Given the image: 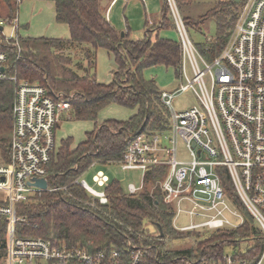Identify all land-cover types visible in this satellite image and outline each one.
Instances as JSON below:
<instances>
[{
  "label": "trees",
  "instance_id": "16d2710c",
  "mask_svg": "<svg viewBox=\"0 0 264 264\" xmlns=\"http://www.w3.org/2000/svg\"><path fill=\"white\" fill-rule=\"evenodd\" d=\"M5 3L6 19L17 14L16 0ZM55 6V21L69 29V39L30 38L18 35L17 57L13 39H5L0 30V52L7 55V77L16 76L62 92L70 98L64 119L91 121L95 128L85 140L71 148V137L61 140L47 166L46 179L52 191L28 197L16 203L17 237L53 238L69 247H87L96 251L112 248L124 251L127 243L150 247L144 264H213L228 249L252 261L262 250V238L252 215L237 197L226 167H217L221 185L234 206L242 213L243 224L237 228L212 231L194 245L182 249L162 250L167 239L197 237L198 231H178L173 227L171 207L164 204L159 181L164 168H150L143 187L135 194L124 192L120 183L109 180L102 188L107 202L102 204L75 181L93 165L118 164L131 140L141 133H155L168 128V113L160 102L161 90L143 72L156 66L171 68L175 78L181 77L182 50L177 41L159 36L161 30L175 29L169 19V8L163 0L160 19L154 26L146 24L144 38L131 40L108 22L100 0H48ZM178 4L191 0H176ZM239 2L222 0L203 17L190 20L186 26L199 27L206 19L216 21V36L196 45L207 60L212 61L224 49L236 22ZM81 48L86 62L83 75L68 67V59L59 52ZM98 49L113 55L116 70L109 84L97 82L94 69ZM14 83L0 79V158L10 160L12 105ZM110 104L136 110L123 121L105 120L97 124L99 112ZM158 225L163 237L151 233L148 225ZM6 220L0 217V260L6 255Z\"/></svg>",
  "mask_w": 264,
  "mask_h": 264
},
{
  "label": "built area",
  "instance_id": "2783aa9c",
  "mask_svg": "<svg viewBox=\"0 0 264 264\" xmlns=\"http://www.w3.org/2000/svg\"><path fill=\"white\" fill-rule=\"evenodd\" d=\"M165 1L179 34L181 78L185 83L174 91L161 92L168 128L138 134L118 162L122 170L142 172L140 186L129 184L128 193L142 189L150 168H164L159 186L164 204L171 207L176 230L237 228L243 224V215L227 197L216 172L217 167H226L237 197L260 230L263 244L251 262L231 248L213 264H264V0H238L231 35L212 61H207L192 44L175 0ZM5 24L15 35H2L13 39L19 57L18 15L12 20L0 19L1 32ZM185 59L189 61L191 77L186 75ZM6 64L7 55L0 52V79L8 78L15 86L10 160L0 162V217L7 223L6 255L0 264H144L150 247L131 241L124 251H96L69 247L53 238L16 236V203L52 191L42 190L32 182L46 179L47 166L57 150L55 130L61 116L69 113L72 94L52 93L38 83L7 77ZM189 90L198 105L175 110V97ZM93 181L103 188L107 177L98 172ZM75 182L100 203L107 202L102 189H94L83 179ZM181 214L191 220L189 225L176 226L175 220Z\"/></svg>",
  "mask_w": 264,
  "mask_h": 264
},
{
  "label": "rangeland",
  "instance_id": "374dc122",
  "mask_svg": "<svg viewBox=\"0 0 264 264\" xmlns=\"http://www.w3.org/2000/svg\"><path fill=\"white\" fill-rule=\"evenodd\" d=\"M102 1H104L102 3L104 5L110 2V0ZM219 1L222 0H191L187 3L185 2L182 4H178L175 0L187 35L195 47L196 45L205 42L207 39H211L216 36V21L214 18L209 17L199 27L196 28L194 26L187 27L185 18L195 20L203 17ZM30 3V0H20L17 15L20 17L22 16L31 19L32 14L35 12V9H33ZM111 7H113L112 17L114 20L113 24L115 25L116 30L119 31L120 35L123 31H128L129 38L136 41L144 38L146 24L147 26L150 25L149 27H151L159 21L162 3L161 0H115ZM6 12L7 9L5 3L3 1H0V19H5ZM168 17L174 23L170 13L168 14ZM36 21L39 22L38 24L35 22L37 27H32L35 24L30 23L31 25L29 31L25 29V26H21L20 24V30L18 34L22 37H27L30 35L37 37L50 36L59 38L60 33H58V27L60 26V24H54L55 22H52V30H50V32L52 31V33H49L51 35H38L39 29L47 28L48 21L43 19ZM28 22H30V20ZM2 33L5 37H13L15 35L11 26L8 24L4 25ZM44 34L48 33L45 32ZM159 36L170 38L179 42V34L176 28L161 30L159 32ZM103 53L104 54L97 55L94 74L98 83L109 84L112 81L113 72L116 70V63L112 54L106 52ZM59 54L68 59V67H70L73 71L77 72L80 75L84 74L83 67H85L86 62L81 48H72L64 52H59ZM185 72L188 77L192 76L188 59H185ZM143 76L147 80L153 79L161 91H174L181 84L185 83L184 77L176 79L173 70L164 66H156L146 69L143 72ZM52 93L62 92L52 91ZM196 105H198V102L191 90L179 94L173 101V106L177 111L188 109ZM135 113L136 110L128 109L116 104H110L99 112L97 124H100L105 120H127ZM64 115L67 116V113ZM61 118L55 130V145L57 149L60 146L61 140L69 137H71L73 140L71 148H75L78 143L85 140L86 134L91 132L95 128V123L91 121H77ZM182 148L183 146L181 144L180 150H182ZM0 162H3L1 158ZM99 171H102L109 180L118 181L124 192L128 191L127 189L130 183L134 184L136 187L140 186L141 184V171L122 170L119 164L93 165L81 176V178L85 180L89 186L93 187L96 190H100L101 188L98 187L93 181V177ZM193 222H195V220ZM190 223L191 220L184 214L179 215L175 220V224L177 227H184L189 225ZM147 228L151 233L155 232V228L152 225L149 224ZM195 231L199 232L198 234H196L197 237L187 236L179 240L167 239L162 250L187 248L191 245H194L197 241L203 239L205 236L212 232L207 229H199Z\"/></svg>",
  "mask_w": 264,
  "mask_h": 264
},
{
  "label": "crops",
  "instance_id": "0c3cea01",
  "mask_svg": "<svg viewBox=\"0 0 264 264\" xmlns=\"http://www.w3.org/2000/svg\"><path fill=\"white\" fill-rule=\"evenodd\" d=\"M31 3L30 5L33 7V9H35V12L32 14V17L31 19L30 18H25V17H20L18 16V19H19V23L21 24V26H25V29H27V31L30 30V25L32 23H34L35 25H33L32 27H37L36 26V23L38 24L39 22H37L36 20H47L48 21V25H47V28L44 29V28H41L38 30L39 34L38 35H51L49 33H52V31L50 32V30H52V22H55L54 24H58L56 21H55V6H54V3L52 1H48V0H30ZM147 1V0H146ZM104 1L100 0V5H101V8L103 9V11L105 12V15H106V19L108 20V22L111 24V26H113L115 28V25L113 24V17H112V10H113V7L112 4L115 2V0H110V2H108L106 5L102 4ZM161 3L163 4V0H161ZM21 4V3H20ZM114 6V5H113ZM30 20V22H28ZM36 22V23H35ZM31 23V24H30ZM31 27V28H32ZM43 29V30H42ZM116 29V28H115ZM58 33L59 34V39H69L70 37V34H69V29L67 27V25L65 24H60V26L58 27ZM48 31V32H47ZM48 33V34H44V33ZM119 32V31H118ZM123 35L125 33L128 34L129 36V32L128 31H123L122 32ZM145 33V31H144ZM27 37H30V38H39V37H44V36H27ZM45 38H54V37H50V36H47ZM164 38V37H162ZM166 39H170V38H166ZM170 40H173V39H170ZM175 41V40H173ZM103 52H106L108 53L106 50H103V49H98L95 53V57L97 59V55H101V54H104ZM112 78H113V75H112ZM62 117V116H61ZM61 119H64V117H62ZM118 121H123V120H118ZM99 172H102V171H99ZM103 173V172H102ZM104 174V173H103ZM105 175V174H104ZM106 176V175H105ZM107 177V176H106ZM80 179H82L80 177ZM107 182H108V177H107ZM131 184V183H130ZM102 189V188H101ZM100 189V190H101Z\"/></svg>",
  "mask_w": 264,
  "mask_h": 264
},
{
  "label": "water",
  "instance_id": "95a60500",
  "mask_svg": "<svg viewBox=\"0 0 264 264\" xmlns=\"http://www.w3.org/2000/svg\"><path fill=\"white\" fill-rule=\"evenodd\" d=\"M235 1L238 2V0H235ZM0 30H2V29L0 28ZM121 36H123V33H121ZM0 70L3 71V69H0ZM32 185H34V186H36V187H38V188H40L42 190H47L48 189V182H47L46 179H43V178L34 179L33 182H32ZM151 225L155 228V230L157 232V236L162 238L163 237V233H162L161 228L158 225H156V224H151Z\"/></svg>",
  "mask_w": 264,
  "mask_h": 264
}]
</instances>
